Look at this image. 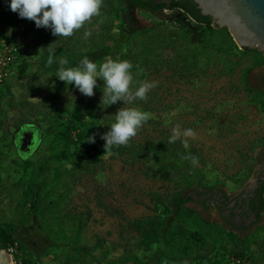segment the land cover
<instances>
[{
  "label": "trees",
  "instance_id": "1",
  "mask_svg": "<svg viewBox=\"0 0 264 264\" xmlns=\"http://www.w3.org/2000/svg\"><path fill=\"white\" fill-rule=\"evenodd\" d=\"M153 1L103 0L101 14L68 38L55 36L51 28H37L34 21L25 19L24 31L33 35L40 53L30 63L23 60L22 51L15 57L12 68L21 59L19 87L39 100L34 103L15 100L10 85L4 80L0 82V101L6 96L8 109L19 114L12 119L14 128L31 121L45 123L44 135L48 142L34 159L14 162L21 176L8 184L1 175L3 153L0 150V204L6 199L14 204L10 217L0 215V249L11 255L13 264H42L41 259L51 253L60 264H223L225 261L264 264V222L242 237L219 223L209 222L189 207L187 204L197 202L193 195L213 189L216 182L207 179L206 159L195 145L189 143L190 147L185 149L182 140L170 144L171 133L161 130L156 135L134 137L126 146L112 148V153L125 162L138 164L145 178L165 185L162 191L146 193L151 214L125 218V223L119 224L118 238L123 242L117 259H108L109 249L104 238L94 236L90 245L77 243L92 221L93 212L88 207L82 210L73 207L71 182L79 174L102 168L106 142L101 136L110 131L121 102L101 105L102 79L97 80L95 94L91 97L69 90L61 80L58 85L51 84L49 80L56 76L61 59H67L66 68L79 67L85 56L97 65L106 58L129 60L133 64V78L142 80L147 73H158L160 68L177 77L202 73L199 59L208 51L228 57L235 49L249 62L239 72L240 88L248 101L264 113V91L247 82L251 69L264 67L263 54L256 48L239 49L227 29L214 27L210 17L202 16L192 0H170L168 6L153 4ZM10 3L11 0H0V46L9 43L6 29H11L15 36L21 22L19 14L11 11ZM135 9L154 16L168 11L167 17L176 24L177 31L157 32L161 36L160 45L169 49V54L161 57L156 52L157 47L146 41L148 32L156 31V27L136 28ZM94 24H98L97 28ZM113 28L128 36L134 53H119V40L112 35ZM85 31H91L88 39H84ZM138 38L140 40H136ZM49 45L54 55L51 65L47 63ZM235 66H239V62L229 66L228 71L233 72ZM149 103L150 100L145 102L144 109ZM6 119H0L2 131ZM99 129L103 134L95 138L94 143L87 142V137ZM79 146L82 150L77 148ZM188 154L199 158L198 166L193 167L188 160L181 161V156ZM238 155L240 169L226 179L242 186L250 178L255 163L264 160V134L249 141ZM263 194L264 184L261 183L257 191L259 212L264 211ZM95 204L113 215L98 191ZM259 217L260 214L258 220ZM24 230L33 233L42 245L37 247L34 242L27 245ZM126 234H131L133 241L125 240ZM97 250L101 251L104 262L94 254Z\"/></svg>",
  "mask_w": 264,
  "mask_h": 264
},
{
  "label": "rangeland",
  "instance_id": "2",
  "mask_svg": "<svg viewBox=\"0 0 264 264\" xmlns=\"http://www.w3.org/2000/svg\"><path fill=\"white\" fill-rule=\"evenodd\" d=\"M117 22L114 23L117 24ZM134 25L138 29L156 27V31L148 32L146 41L157 47L156 52L161 57L170 53L169 49L162 48L160 45L161 36L157 32L162 30L168 34L170 30L177 31L176 24L170 22L167 15L160 17L136 10ZM97 26L98 24L93 25L94 28ZM30 35L23 39L22 54L24 55L23 60L32 63L38 57L40 50L34 43L33 35ZM112 35L119 40L120 54L134 53L128 36L121 35L116 28L112 29ZM107 59L109 58L104 59L103 63ZM20 60L15 63L11 75L6 80L10 85V92L15 100L37 102L39 97H32L19 87L21 82L18 71ZM234 62H239V66H235V70L229 72L228 67L233 66ZM199 63L203 68L202 73L193 72L185 77H177L160 68L158 73H147L142 80L134 79L133 90L142 81H156L158 86L147 94V100H150L147 109L143 107L147 100L139 99L131 104H124V101H120V108L135 107L149 113V120L135 137H143L147 134L156 135L160 130L172 134V129L176 126H179L181 130L193 129L196 138H189V143L195 145L205 157L207 179L210 182H216V186L232 194L241 186L233 184L226 178L240 169L238 151L245 148L252 139L264 134V113L248 101L240 88L239 72L249 65V62L241 58L237 50L233 49L228 57L208 51L199 59ZM261 70L260 72L264 73V67ZM257 72L252 73L250 84L253 86L258 85L259 74ZM97 80L102 81L100 78ZM49 81L53 85H58L59 78L52 76ZM66 86L69 90L80 93L74 84H66ZM68 94L70 95L71 91H68ZM7 103V97L3 96L0 101V119L5 117L7 119L4 131L0 130V150L3 153L1 175L8 184L21 176L14 162L34 159L45 147L48 137L44 135L46 124L42 122L31 121L14 128L12 119L19 114L16 111H10ZM102 134L103 130L99 129L91 136L97 138ZM77 148L82 150L81 146ZM73 150L77 149L73 148ZM102 160H104L102 168L79 174L72 180V205L79 210L88 207L93 212L92 221L84 233L78 237L77 243L90 245L93 243L94 236L104 238L109 249L108 259L112 260L117 259L122 252L120 244L123 241L118 238L119 224L125 223V218H137L151 214L147 207L149 204L146 193L150 190L162 191L165 185L145 178L138 164L125 162L114 153L112 155L105 153ZM257 168L258 166L254 165L253 169ZM251 180L252 176L246 182ZM96 191L101 194L103 202L113 215L96 207ZM187 205L196 209L203 218L209 221H220L213 210H203L195 203ZM13 206L14 204L9 203L8 199L4 200L0 204V215L10 217ZM125 240L133 241L131 234H126ZM25 242L27 245L34 242L37 247L42 245L41 241L34 238L33 233H27ZM94 254L101 262L105 261L100 250ZM41 262L42 264H60L59 260H55L53 253L42 258ZM223 264H229V261Z\"/></svg>",
  "mask_w": 264,
  "mask_h": 264
},
{
  "label": "clouds",
  "instance_id": "3",
  "mask_svg": "<svg viewBox=\"0 0 264 264\" xmlns=\"http://www.w3.org/2000/svg\"><path fill=\"white\" fill-rule=\"evenodd\" d=\"M103 0H11L10 9L17 12L21 18L35 22L37 28H51L52 34L59 37H71L74 33L101 14ZM11 31V29H10ZM91 36V31L84 32V39ZM52 45V44H51ZM49 45L48 65L54 63V55ZM60 67L56 73L59 80L66 84H74L79 91L88 97L93 96L97 87V78L104 81L102 88L101 105L111 106L118 101L131 104L139 99L147 100V94L158 86L156 81L139 82L133 90V64L129 60L107 59L97 65L85 56L79 67H65L67 59L59 61ZM115 122L111 124L110 131L101 136L105 140V153L112 155L114 146H126L134 138L142 126L149 120V113L135 107H122L117 110ZM189 138L195 139L193 129H183L176 126L172 129L168 143L182 140L183 147L188 149ZM87 142L94 143V136L87 137ZM103 154V155H104ZM191 161L193 167L198 166L199 158L188 154L181 156V161Z\"/></svg>",
  "mask_w": 264,
  "mask_h": 264
},
{
  "label": "flooded vegetation",
  "instance_id": "4",
  "mask_svg": "<svg viewBox=\"0 0 264 264\" xmlns=\"http://www.w3.org/2000/svg\"><path fill=\"white\" fill-rule=\"evenodd\" d=\"M156 2L164 3L166 6L170 4V0H154L153 4H155ZM136 10L137 9H135L134 12ZM164 13H168V11L164 10L157 16H166L167 14ZM261 68L263 67L251 69L247 77V82L251 87L264 91V73L260 72L262 71ZM254 71H258L257 73L259 74L257 86H253L250 84L252 73ZM255 165H257L258 168L256 170H252V180L258 178L264 172V160L260 159V161L256 162ZM251 181L243 184L240 189L232 194H228L221 187L215 186L211 190H206L202 195H193V198L197 200L195 204L201 207V209L203 210H213L215 212V215L220 218V221L213 222L208 220L209 222L219 223L227 230H231L242 237L246 236L262 222H264V218L262 217L264 211L259 212V202L257 199V191L261 183L264 184V177L262 179H259L253 188L245 190L249 186ZM203 200L204 203L202 204ZM258 214L261 215V217H259V220L257 219Z\"/></svg>",
  "mask_w": 264,
  "mask_h": 264
},
{
  "label": "water",
  "instance_id": "5",
  "mask_svg": "<svg viewBox=\"0 0 264 264\" xmlns=\"http://www.w3.org/2000/svg\"><path fill=\"white\" fill-rule=\"evenodd\" d=\"M213 26L226 28L239 49L256 48L264 56V0H193ZM264 172L253 179L245 190L255 186ZM0 264H13L11 255L0 249Z\"/></svg>",
  "mask_w": 264,
  "mask_h": 264
},
{
  "label": "built area",
  "instance_id": "6",
  "mask_svg": "<svg viewBox=\"0 0 264 264\" xmlns=\"http://www.w3.org/2000/svg\"><path fill=\"white\" fill-rule=\"evenodd\" d=\"M25 23V19L21 18V22L16 29L15 36H13L10 29H6L5 31L6 37L10 40L8 44H2L0 48V82L9 78L12 72V63L15 57L23 51V39L31 36L30 33L24 31L26 27ZM232 261L239 263V260L232 259Z\"/></svg>",
  "mask_w": 264,
  "mask_h": 264
}]
</instances>
